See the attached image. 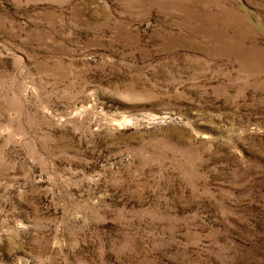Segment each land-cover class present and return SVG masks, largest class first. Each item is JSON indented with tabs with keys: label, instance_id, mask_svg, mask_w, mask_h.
<instances>
[{
	"label": "rangeland",
	"instance_id": "rangeland-1",
	"mask_svg": "<svg viewBox=\"0 0 264 264\" xmlns=\"http://www.w3.org/2000/svg\"><path fill=\"white\" fill-rule=\"evenodd\" d=\"M0 264H264V0H0Z\"/></svg>",
	"mask_w": 264,
	"mask_h": 264
},
{
	"label": "bare ground",
	"instance_id": "bare-ground-1",
	"mask_svg": "<svg viewBox=\"0 0 264 264\" xmlns=\"http://www.w3.org/2000/svg\"><path fill=\"white\" fill-rule=\"evenodd\" d=\"M207 29V28H206ZM245 58V57H244ZM259 62V61H258ZM262 64V63H261Z\"/></svg>",
	"mask_w": 264,
	"mask_h": 264
}]
</instances>
